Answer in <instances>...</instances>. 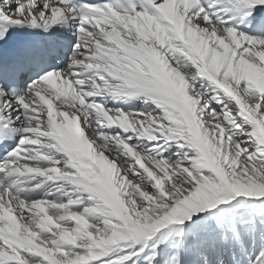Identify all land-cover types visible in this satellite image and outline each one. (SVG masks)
<instances>
[{
  "label": "snow or ice",
  "instance_id": "obj_1",
  "mask_svg": "<svg viewBox=\"0 0 264 264\" xmlns=\"http://www.w3.org/2000/svg\"><path fill=\"white\" fill-rule=\"evenodd\" d=\"M0 264H264V0H0Z\"/></svg>",
  "mask_w": 264,
  "mask_h": 264
}]
</instances>
